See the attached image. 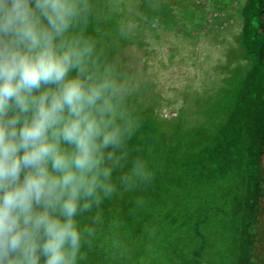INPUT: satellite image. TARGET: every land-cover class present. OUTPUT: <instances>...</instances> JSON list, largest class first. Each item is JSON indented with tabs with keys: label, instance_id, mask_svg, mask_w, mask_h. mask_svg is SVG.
I'll return each instance as SVG.
<instances>
[{
	"label": "rangeland",
	"instance_id": "obj_1",
	"mask_svg": "<svg viewBox=\"0 0 264 264\" xmlns=\"http://www.w3.org/2000/svg\"><path fill=\"white\" fill-rule=\"evenodd\" d=\"M81 1L71 0L73 6ZM260 1L109 0L110 6L101 12L84 1L83 17L70 12L68 21L76 28L93 25L96 33L68 37L67 51L60 48L67 34L62 27L61 37L48 38L56 40L52 43L58 49L50 52L49 45L38 41L39 47L27 55L30 67L17 84V94L0 100V110L14 124L10 133L15 138L11 145H3L6 154L14 156L15 160L9 157L14 167L3 158L0 174L11 171L18 176L19 168L26 166L28 172L18 176L11 191L22 197L31 215L23 234L0 233V264L138 263V257L130 263L129 249L149 229L135 232L132 242L121 240L128 228L111 221L115 208L94 204L90 199L98 200L87 189L71 187L69 163L79 149L67 137H83L110 160L118 158L116 163L129 156L137 141L159 131L171 143L182 141L184 135L179 134L187 127L180 123L182 113L192 114L193 107L211 99L219 86L235 88L243 73L251 82L264 83V66L259 64L264 61ZM56 87L57 92L66 90V96L55 103L48 97ZM222 96L229 105L235 98L233 92ZM147 166L154 167L151 162ZM182 172L164 194L162 207L170 201L187 206L189 188L182 183L191 175ZM255 180L252 175L246 204L252 217ZM157 186L154 180L143 184ZM176 213L188 216L187 209ZM118 242L125 255L108 259L111 246ZM249 259L246 255L244 264H251Z\"/></svg>",
	"mask_w": 264,
	"mask_h": 264
},
{
	"label": "trees",
	"instance_id": "obj_2",
	"mask_svg": "<svg viewBox=\"0 0 264 264\" xmlns=\"http://www.w3.org/2000/svg\"><path fill=\"white\" fill-rule=\"evenodd\" d=\"M84 1H90L87 6L97 12L110 6L109 0H82L76 6L71 0H0V100L17 94V84L30 67L27 55L39 47V42L49 45L47 50L50 52L56 50L58 46H53L56 40L48 38L53 34L61 37L66 30L71 37L65 34L63 44L66 47L60 45V48L67 51L68 37L74 39L98 31L93 25L83 24L76 28L73 21H68L70 12L83 17ZM260 2L264 23V0ZM58 29L59 33L56 32ZM260 55L264 57V53ZM259 64L264 66L263 58ZM262 82H251L243 73L235 88L227 84L219 86L211 99L197 102L192 114L182 113L180 123L187 126L179 134L184 135L182 141L171 143L167 135L159 131L137 141L131 146L129 156L118 163L117 157V161L110 160L103 149H96L83 137H67L73 148L78 145L79 149L69 163L71 187L82 192L87 189L98 200L90 199L94 204L115 208L109 216L111 221L128 228L121 240L132 242L135 232L140 234L143 229H149L137 246L130 247V263L138 257L139 264H244L247 255L251 264H264V256L260 255L264 252ZM56 89L48 97L55 103L66 96V90L57 92ZM231 92L235 98L231 105L225 104L226 98L222 94ZM4 114L5 110H0V162L4 158L10 166L13 163L10 159L15 158L6 154L8 148L5 146L15 139L10 133L14 124ZM156 138L159 139L156 140L159 150L154 142ZM223 146L227 147V152L223 151ZM140 157L154 167L144 165ZM180 169L184 170L185 176L186 173L191 175L187 176L189 181L182 183L189 188L188 204L182 208L177 202L170 201L165 206L168 208L162 207L163 196L175 183V177H183ZM20 171L19 177L28 172L24 165ZM252 175L256 176L254 190L257 197L253 217L246 205ZM18 176L11 171L0 174V233L4 235L23 234L31 219L22 197L11 191L18 183ZM153 180L157 182V188H143L144 183ZM177 207L187 209L188 216L178 217ZM166 220L172 224H166ZM168 234L172 236L169 240ZM118 249L119 242L111 246L107 258L122 259L126 251ZM118 264L128 263L120 261Z\"/></svg>",
	"mask_w": 264,
	"mask_h": 264
},
{
	"label": "crops",
	"instance_id": "obj_3",
	"mask_svg": "<svg viewBox=\"0 0 264 264\" xmlns=\"http://www.w3.org/2000/svg\"><path fill=\"white\" fill-rule=\"evenodd\" d=\"M245 1V0H244Z\"/></svg>",
	"mask_w": 264,
	"mask_h": 264
}]
</instances>
